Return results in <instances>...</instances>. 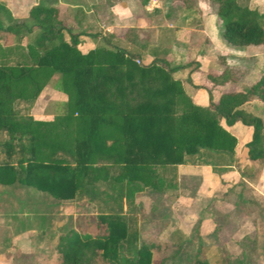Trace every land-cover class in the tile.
<instances>
[{
  "label": "trees",
  "instance_id": "16d2710c",
  "mask_svg": "<svg viewBox=\"0 0 264 264\" xmlns=\"http://www.w3.org/2000/svg\"><path fill=\"white\" fill-rule=\"evenodd\" d=\"M192 1L182 2L191 7ZM211 1L224 21L227 42L264 44V14L237 0ZM34 28L36 35L23 45ZM2 31L15 43L0 44V131L7 134L0 142L7 158L0 162V184L20 183L61 201L87 198L97 203L98 224L104 225V232L95 235L74 228L60 234L58 264H96L97 258L107 264H163L153 262L152 245L139 240L134 220L119 216L147 187L152 193L176 191L179 164L195 161L228 170L236 137L222 122L251 126L248 158L264 162L263 122L240 107L250 98L264 101V75L245 90L226 92L201 106L171 77L166 61L158 59L155 68V59L135 62L143 58L145 45L134 28L122 34L139 45L138 52L113 44L115 33L82 51V33L73 32L56 7L37 4L27 18L14 19L0 3ZM53 75L55 88L67 96L57 132L52 121L19 117L13 104L24 101L28 110ZM211 77L218 81L224 73ZM228 264L249 263L243 252Z\"/></svg>",
  "mask_w": 264,
  "mask_h": 264
},
{
  "label": "rangeland",
  "instance_id": "374dc122",
  "mask_svg": "<svg viewBox=\"0 0 264 264\" xmlns=\"http://www.w3.org/2000/svg\"><path fill=\"white\" fill-rule=\"evenodd\" d=\"M159 1L163 7V15L167 11L169 17H164L165 21L162 18L158 28L148 34L149 45L145 53H142L143 58H137L136 63H149L155 59L156 62L152 64L155 68L160 64L158 59H165L167 66L172 69L171 77H182L185 83L183 90L186 93H204L206 99H209V90H216L208 74L219 71V68H211L214 63L220 66L219 54L234 53L233 55L240 57V66L235 65L233 68L236 69L232 70L237 78L234 82H229L225 90L248 87L250 83L244 80L248 75L247 70L254 71V76L257 72V80L264 75V44L240 46L227 42L222 35L224 21L217 14L216 5L211 0L192 1L199 8V14L206 15L205 19H195L194 23L200 22L201 27L210 35V39L206 40L204 34L197 32L200 42L196 37L187 41H184L186 38H177L180 35H176L173 28L167 26V22L173 20L178 13L179 9L175 6L183 0ZM237 2L264 14V0ZM74 27L77 32L79 28L83 29L82 25ZM97 29L94 28L93 31L97 32ZM37 31L35 29L33 33L27 34L26 44L32 41ZM215 34L218 37L213 42L212 37ZM140 37H143L142 33ZM80 39L78 46L82 51H87L99 43V39ZM0 42L7 44L11 41L9 37L0 36ZM112 42L127 51L141 50L139 45L130 48L127 41L113 39ZM258 47L261 52L260 60L250 56L251 50ZM245 49L248 51L245 52ZM167 52L172 53V57L166 56ZM56 76L53 75L44 85L35 98L38 102L35 104L34 101L28 110L24 101H13L16 109L20 110L19 117L29 116L52 121L54 132L63 127L60 118L67 98L65 93L55 88ZM177 81L181 84L180 79ZM246 108L264 119V102H253ZM6 136L5 131H0V142ZM24 142L27 143L26 140ZM245 149V144L234 148V166L239 168V172L243 171L241 160ZM5 150L6 146L0 145V162L7 159ZM58 155L69 158L61 151ZM179 165V187L176 191L152 193L147 187L136 195L134 207L130 209L124 205V211L119 216L128 223L130 218L134 220L139 240L152 245L153 262L187 264L195 262L196 259H205L209 264H228L244 252L249 264H264V209L257 210L252 204L249 211L246 208L232 209L238 188L236 191L232 187L228 189L231 190L229 192L217 191L211 183L212 175L223 171H217L210 165L196 164L195 161ZM257 170L256 168L255 171ZM259 176L254 175L250 180L255 187L259 186L257 189L260 192L258 196L255 193H249V196L254 195L261 208L264 201L261 200ZM216 196L223 200L221 206L216 207ZM227 205L232 207L230 218L224 216ZM99 215L97 203L87 198L61 201L20 183L9 187L0 184V264H58L59 258L55 252L58 236L71 228L92 235L103 233L104 225L98 224ZM14 236H19L18 243L12 240ZM96 264L107 263L97 258Z\"/></svg>",
  "mask_w": 264,
  "mask_h": 264
},
{
  "label": "crops",
  "instance_id": "0c3cea01",
  "mask_svg": "<svg viewBox=\"0 0 264 264\" xmlns=\"http://www.w3.org/2000/svg\"><path fill=\"white\" fill-rule=\"evenodd\" d=\"M0 0V3L5 5V7L9 10L11 13V16L14 19H25L28 17L29 10L32 6L37 4H42L46 6H54L59 10V18L63 20V22L71 27L73 32H77L74 30V25L76 27H79V25L83 26V29L79 28L78 33H82L80 38H88V39H94V40H100V36H105L111 33H115L112 39L115 40H121V41H127L128 44H130V48L132 46L134 47V43L129 41L127 38L124 37L123 29L125 28H134L138 30L140 33L143 34V37L141 38L145 48L141 50L142 53H145L146 48L149 45V39L148 34L151 32L153 33L154 30L158 28V24H160V20L164 17H169L167 11L165 12V16L163 15V7L160 4L159 0ZM178 10V13L176 14V17H174L173 20L176 22H173V20H170L167 22V26L169 28H173L174 33L179 34L180 36H177V38H186L184 41H187L188 39H195L199 38L197 32H201L204 34V36L207 39H210L209 33H207L204 28L201 27L200 22L197 21V23H194V20H198L200 18L205 19L206 15L203 16L199 14L198 12L199 8L195 7V4L192 3L191 7H186L185 4L180 1V4L175 6ZM202 8V6H200ZM252 9V8H251ZM195 20V21H196ZM165 21V18H164ZM166 23V22H165ZM94 28H98L97 32L93 31ZM100 28V29H99ZM202 28V29H201ZM35 31V28L33 29ZM216 30H214L215 33ZM33 33V32H32ZM93 33H97V37L94 38L91 35ZM0 36L9 37L11 42H8L7 44L2 45H10L15 43V37L10 35L7 32H0ZM216 37L218 35H214L213 42L216 41ZM27 39V36H25L22 40V44L26 45L25 41ZM81 40V39H80ZM192 42V41H191ZM200 42V38H199ZM171 44H174L172 42ZM257 46H261L257 45ZM254 48V47H252ZM247 49L244 51L246 52ZM248 51V50H247ZM250 51V49H249ZM250 56H255L260 60L261 52L259 50V47L257 49L251 50ZM234 54V53H233ZM231 53L228 54H219V62L220 66L217 64H212L211 68L214 69L219 68V71L216 73H209L208 78L212 82V85L216 87V90H209V99L205 98L204 93H199L198 95L195 93L194 95L188 94L184 92L192 99V101L201 106H208L211 101L216 102L220 96L226 92H233V91H240L245 90L246 88H249L251 85H253L258 78L257 72L256 76H254V71H246L248 73L247 78L244 80L248 81L250 84L248 87L239 88V89H226V85L229 84V82L236 80L237 77L234 76V73L232 70H235L236 68H233V66L237 65L240 66V57L239 55H233ZM147 55V54H146ZM166 56L172 57V53L169 54L167 52L165 54ZM174 56V55H173ZM165 61V59H163ZM235 61V62H234ZM239 64V65H238ZM238 68V67H237ZM224 73V77L218 78V81H213L212 77L222 75ZM172 74V73H171ZM173 76V75H172ZM173 79H177L173 76ZM180 82L182 85V88H184V81L181 78ZM177 79V80H179ZM253 83V84H252ZM192 95V96H190ZM214 98V99H213ZM38 102V99H36L35 104ZM253 102H261L258 98H250L249 100L245 101L240 107L246 111L249 112L259 118H261L256 113L252 112L250 109L248 110L246 107H249ZM264 102V101H262ZM32 106V105H31ZM35 120L40 121H48L41 118H34ZM263 122V131H264V119L261 118ZM222 125L231 132L236 138L237 143L235 145V149L240 146L244 145L246 146L245 153L243 155V158L241 160V165L243 168V171L239 172L238 167L231 165L228 170L225 172H221L220 174H213L212 175V184L215 186L216 190H222L226 191L230 187H232L235 191L238 188V193L236 194V200L233 201V208L229 207L227 205V212L224 216H230V208L232 209H241L244 208L247 209V211L251 210L250 205L256 207L257 210H263L264 206L260 208L259 202L252 195L249 196V193H255V195L258 196V192H260L257 187L253 185L250 178H253L255 175L259 176V181L261 182V200L264 201V192L262 189H264V162L262 161H255L250 160L248 158V146L247 143L251 141L252 138V127L245 125L241 123L240 121L235 122L232 126H226L224 122H222ZM236 158V154L234 155V159ZM180 166V165H179ZM179 166L178 173H179ZM210 167V166H209ZM211 168V167H210ZM256 168L257 172L255 171ZM212 169V168H211ZM256 172V173H255ZM235 183V184H234ZM216 184V185H215ZM2 185V184H1ZM5 187H9L12 185H2ZM263 186V187H262ZM232 189V190H233ZM231 190H228V192ZM228 196V195H227ZM226 196V197H227ZM223 200H221L219 197L216 196L215 201L216 207L219 205L221 206ZM226 201V200H225ZM228 204V202H227ZM226 206V204H225ZM229 210V211H228ZM218 218V217H217ZM221 218V216H220ZM23 239V238H22ZM12 240H15V242H19V236L12 237ZM13 244H16V243Z\"/></svg>",
  "mask_w": 264,
  "mask_h": 264
},
{
  "label": "built area",
  "instance_id": "2783aa9c",
  "mask_svg": "<svg viewBox=\"0 0 264 264\" xmlns=\"http://www.w3.org/2000/svg\"><path fill=\"white\" fill-rule=\"evenodd\" d=\"M137 62H139V60H137Z\"/></svg>",
  "mask_w": 264,
  "mask_h": 264
}]
</instances>
